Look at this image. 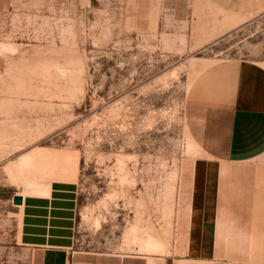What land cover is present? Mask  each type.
Returning <instances> with one entry per match:
<instances>
[{"label": "rangeland", "instance_id": "1", "mask_svg": "<svg viewBox=\"0 0 264 264\" xmlns=\"http://www.w3.org/2000/svg\"><path fill=\"white\" fill-rule=\"evenodd\" d=\"M206 1L229 18L199 40L161 38L180 25L148 23L139 0H13L0 13V79L14 82L0 113L26 133L24 149L48 148L24 155L37 174L19 159L16 180L75 174L76 248L169 251L181 183L203 158L184 124L191 80L217 60L264 65V0ZM10 198L0 185V264H24Z\"/></svg>", "mask_w": 264, "mask_h": 264}, {"label": "crops", "instance_id": "2", "mask_svg": "<svg viewBox=\"0 0 264 264\" xmlns=\"http://www.w3.org/2000/svg\"><path fill=\"white\" fill-rule=\"evenodd\" d=\"M139 1L145 7L142 13L148 14V23L180 25L179 29L164 31L161 38L166 40L213 38L212 33L229 18L219 2L209 6L206 0ZM12 2L0 0V13ZM209 24L214 26L208 36ZM187 26L188 32L184 30ZM5 51L0 50V62L8 54ZM13 83L0 79V88ZM3 96L4 93L1 100ZM10 119L13 120L11 115L0 113V185L8 188L12 204L14 194L22 196L21 203L16 204V242L19 250L27 254L22 257L24 264H264L261 63L248 59L217 60L203 66L191 80L184 101V124L203 158L190 161L181 183L172 244L163 254L76 248V182L57 176H36L37 191L23 195L25 186L16 180L15 163L25 154L48 148L24 149L26 133Z\"/></svg>", "mask_w": 264, "mask_h": 264}, {"label": "bare ground", "instance_id": "3", "mask_svg": "<svg viewBox=\"0 0 264 264\" xmlns=\"http://www.w3.org/2000/svg\"><path fill=\"white\" fill-rule=\"evenodd\" d=\"M36 160H37V157H35ZM34 156L29 154V155H26L24 156L20 162H19V166L22 167L23 169H26L28 170V173H31V174H37L35 171L36 169V166H38V164L36 163V160H35ZM50 162V161H49ZM37 164V165H36ZM53 168V166H52ZM54 170V169H53ZM63 171V170H62ZM33 174V175H34ZM64 175V173H63ZM66 175V178L65 179H68V180H74V176L75 174L72 173V171H67V173L65 174ZM60 176L57 175V178H59ZM64 179V177H63ZM25 183L27 184V188H25V191L27 192H32L34 193L35 191H37V187H36V184H34L35 182L31 179H28L27 181H25ZM46 188V187H45ZM48 189V188H47ZM44 190V189H42ZM46 190V189H45Z\"/></svg>", "mask_w": 264, "mask_h": 264}, {"label": "water", "instance_id": "4", "mask_svg": "<svg viewBox=\"0 0 264 264\" xmlns=\"http://www.w3.org/2000/svg\"><path fill=\"white\" fill-rule=\"evenodd\" d=\"M12 201H13V203H15V204H19V203H21V201H22V196H21L20 194H14V195L12 196Z\"/></svg>", "mask_w": 264, "mask_h": 264}]
</instances>
